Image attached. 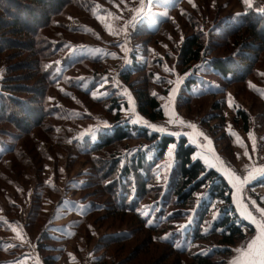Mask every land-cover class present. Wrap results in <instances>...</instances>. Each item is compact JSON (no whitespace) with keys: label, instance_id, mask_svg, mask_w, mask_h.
Returning a JSON list of instances; mask_svg holds the SVG:
<instances>
[{"label":"trees","instance_id":"obj_1","mask_svg":"<svg viewBox=\"0 0 264 264\" xmlns=\"http://www.w3.org/2000/svg\"><path fill=\"white\" fill-rule=\"evenodd\" d=\"M95 2L0 0V126L7 124L18 132L6 135L0 131V165L10 163L13 173L21 176L26 173L25 168H33L27 187L0 172V180L6 179L8 185L0 184V198L6 197L8 209L12 210L18 209L15 206V199H18V205L25 210L24 223L31 231L41 216L38 239L32 236L36 238L38 247L44 246L43 241L50 238L45 227L49 225L51 216L45 206L48 202L56 205L64 202L68 196L65 192L68 182L64 179L67 176H63L66 170L58 165L52 166V181L44 177L45 161L51 160V155L47 151H39V140L48 139L51 146L63 144L57 126L53 124L58 113L68 115L78 110L86 118H93L86 111L99 113L106 125L101 127L99 137L92 142L87 136L85 146L75 145L76 142L72 141L73 158L82 156L89 162L88 171L82 169L79 175H75L78 178H69L70 182L83 178L73 192H81L80 202L89 206L75 226V236L87 217L110 210L115 220L129 216L146 233L142 245L139 243L129 257L136 256L142 249L150 250L154 243L164 244L165 250L175 255L177 264H227L233 247L255 231L254 226L240 215L229 181L195 156L197 149L186 136L161 133L149 126L129 122L130 118L122 114V104L127 107V101L115 89L112 77L103 86L108 94L101 97L92 95L102 78L97 72L84 77L88 81L86 88L81 82L84 78L78 81L68 78L75 71L95 64L100 60L99 56L80 54L67 57L63 61L65 70L60 75L50 65L63 43L54 45L51 42L60 32L57 30L61 29V23L55 19L68 6L88 14ZM189 18L195 21L190 23L191 32L183 37L181 43L173 42L171 46L179 72H188L178 90V109L202 97L217 95L208 90L212 89L210 85L214 86V80L221 84L224 93L230 85L240 83L258 97L253 85H264V70L260 69L264 64V0H254L242 16L227 13L210 20L211 26L206 25L208 31L197 25L196 16ZM158 28L159 25L151 28L149 24L142 23L136 34L133 33L141 41L144 61L134 55L128 69L120 73L121 82L133 96L136 112L152 123L164 120L161 96L169 91L168 83L163 86L165 79L161 76L165 75L156 77L154 72L156 60L161 59L152 57V51L147 47L149 39H143L144 36L158 34ZM89 35L96 37L94 32ZM8 52L14 53L7 56ZM23 54L28 60L12 61V57ZM19 72L21 74H17ZM16 78H22L25 83L16 82ZM26 81H36L38 87ZM62 82L71 90L66 92ZM206 83L209 85L207 88L204 86ZM55 97L62 102V107L57 106ZM260 101L264 108V99ZM90 104L100 105L101 110L93 109ZM222 105L218 101L212 106L213 112L200 118L185 117L197 119L201 126L212 131L214 137L213 130L225 126L247 133L252 123L250 111L234 108L231 119L226 120L221 112ZM17 114L22 118H17ZM216 120L219 122L212 126L211 122ZM219 138L227 140V146L222 149L236 145L233 134H221ZM218 141L215 138V147L220 144ZM52 150L59 158L55 148ZM32 152L38 154L40 160L32 161ZM219 152L225 154L223 150L219 149ZM60 177L64 180L62 189L57 183ZM32 183L33 186H29ZM256 183L264 184V178ZM92 186L106 195V201L89 197V194L97 193L90 190ZM148 202L153 203L156 210L150 209L152 213L144 215L146 211L140 212L139 209ZM5 211L10 219L14 218ZM184 220H191V224L182 233L177 226ZM131 236L132 232L127 229L106 236L102 243L105 247L111 243L120 244ZM203 243L206 250L198 248ZM2 246L3 240L0 239V249ZM217 255L221 258L216 259ZM43 259L44 264H55L52 256L46 255ZM90 264L119 262L110 257L105 259L101 254Z\"/></svg>","mask_w":264,"mask_h":264},{"label":"rangeland","instance_id":"obj_2","mask_svg":"<svg viewBox=\"0 0 264 264\" xmlns=\"http://www.w3.org/2000/svg\"><path fill=\"white\" fill-rule=\"evenodd\" d=\"M253 1L251 0L252 4ZM247 8L248 6L242 3V0H191V2L190 0H145L143 5L141 4V0H96L88 14L68 6L55 19L61 23V29L57 30L60 32H58L56 38L54 37L51 42L54 45L63 43L58 47L50 63L56 74L60 75L65 70V62L63 61L67 57H75L80 54L90 55L91 57L99 56V61L88 65L89 71H87V68H81L70 74L68 78L78 81L92 74L94 71L97 72L102 78L99 80L96 88L93 89L92 95L101 97L108 94L107 91H104L103 86L108 83L107 79L112 77V84L115 89L122 99L127 101V107L122 104V114L124 117L130 118L129 122L149 126L154 131L174 136H185L187 134L190 135V133L196 134L200 132V135H205L203 137L208 139V143L206 138L204 143H202L201 138H198V143L213 147L218 152L219 149L223 150L225 154L219 152L222 155L223 165L236 177L243 180L249 176V172L251 171L253 177L249 179L248 183L242 184V190L239 192L233 188L229 176H224L233 188L236 206L240 215L246 221L248 220L242 215V209H247L252 216L258 219L261 215L257 209L264 211V202H260L264 201V184L256 183L258 180L264 178V173L256 171L264 168V108L260 101V99H264L262 98L264 85H253V88L259 94L257 97L244 89L240 83L230 85L224 93L220 88L221 84L214 80L212 82L214 86L210 85L212 89L208 90L217 95L202 97L191 102L190 105L178 109V90L181 83L188 76V72L185 74L179 72L176 55L171 46L173 42L176 44L181 43L183 37L191 32L190 23H195V21H190V16H196L197 25L205 27L206 31H208L206 25L211 26L210 20L219 18L227 13L242 16L245 14ZM97 16L103 17L104 22L110 24L116 30V34L110 35L97 19ZM4 20L6 19L4 18ZM142 23L149 24L151 28L159 25L157 29L158 34L152 37L144 36L143 39H149L147 47L151 49L152 57L154 59H161V61L156 60L154 72L156 77L165 75L161 76L165 79L163 86L165 87L168 83L169 90L166 95L161 96L165 109V118L163 121L153 123L136 112L133 96L120 79V73L128 69L134 55L141 62L144 61L145 56L141 53V41L134 35L140 29ZM90 32H94L96 37H90ZM6 36L18 38L13 35ZM216 52H218L217 49ZM13 53L8 52L6 55L9 56ZM18 60L23 62L28 59L24 54L21 57H12L13 62ZM260 69L264 70V64L260 66ZM14 80L21 84L25 83V80L22 78ZM26 82L31 83L32 81ZM81 82L83 88L88 87V81L85 78ZM67 84L69 85L68 82ZM32 85H34L33 87H38L36 81H33ZM61 85L67 88L63 82ZM204 86L206 88L209 87L208 83L204 84ZM70 90V88H67L65 91ZM218 101L223 103L221 112L226 120L231 119L234 108H245L250 111L252 119L250 130L244 133L231 126L219 127V129L213 130L215 132L214 137L211 135L212 131L201 126L197 119H187L185 117L187 115L200 118L208 112H213L212 106ZM55 102L58 107H62V102L57 97H55ZM90 105L95 110H101L98 104ZM86 112L92 115L93 118L83 117V113L76 110L68 115H60L58 113L56 118L53 119V124L57 126V131L63 144L51 146L48 139L44 141L39 140V148L41 150H38L47 151L51 155V160L45 161L47 168L44 170V177L52 181V166L58 165L61 168L64 167L66 170L63 176H67L64 179L68 182V189H65L68 196L64 202L60 205L48 202L45 206V210L50 212L51 215L49 216V225L45 227L48 230V235H50V238L45 240L47 244L42 240L44 246H37L36 238L38 239L39 236L37 233L41 226L39 224V220H42L41 216L37 218L33 225L36 228L33 227L31 231V228L27 227L24 223L25 210H22L21 205H18V203L20 204V202L17 203L18 199H15V206L18 209L12 210L8 209L6 197L4 199L1 196L0 207L3 210L0 208V223H4L3 227H0V230H3L0 231V239L3 240V246L0 249V264H44L43 257L46 255L52 256L55 264H90L101 254H103L105 259L110 257L117 263L119 262V264H154L157 262H159L158 264H177L175 255L166 251L164 244L153 243L150 250L142 249L140 252H137L136 256L129 257L139 243L142 245L141 242L146 239V233L129 216L120 217L115 220L111 216L112 211L110 210L93 214L92 218L87 217L75 236V226L89 206L86 203L80 202L79 199L82 197L81 192H73V189L83 181V178L71 182L69 178H75V175H79V171L82 169L88 171L89 162L87 163L85 157L82 156L73 158L72 141L76 142L75 145L80 144L81 146H85L87 136L91 138L92 142L95 141L99 137L101 127L106 126L103 117L99 113L92 114L91 112ZM17 118H22V116L17 114ZM170 120L172 122H169ZM181 121L183 123H180ZM218 122L219 120L212 121L211 125L214 126ZM188 125H195V129L188 127ZM209 125L210 123L207 124V126ZM0 131L6 135L18 133L7 124H2ZM35 131L38 133L37 129ZM221 134L225 136L233 134L236 145L233 148L222 149L227 146V140L220 139ZM249 134H251V139L249 138ZM215 138L219 139L218 143L220 144H218V148L214 144ZM52 148H55L60 154L59 158L56 157ZM253 149L255 150L253 151ZM227 152L231 153L228 154ZM32 153L30 155L32 161L40 160L38 154ZM5 165H0V172L5 173L4 175L27 187L29 180L33 176V168H25L26 173L23 172L21 176L13 173L10 163H5ZM63 182L64 180L61 177L57 179V183L61 189L64 185ZM1 183L4 187L8 186L6 179L5 181L0 180ZM33 184L29 186H33ZM90 190L97 192L89 194L90 198L99 201L106 199V195L101 194L98 188L92 186ZM4 209L12 214L14 218L10 219ZM150 209L154 211L155 205L148 202L143 204L139 210L140 212L146 211L144 212V215H146L152 213ZM151 221L153 220L151 219ZM190 224L191 220H184L177 227L184 233ZM127 229L132 232V236L122 240L120 244L111 243L105 247L104 243H102L106 236L126 231ZM32 235L36 236V238ZM204 245L203 243L198 248L206 250ZM215 258L219 259L221 256L217 255ZM229 259L228 257L227 262Z\"/></svg>","mask_w":264,"mask_h":264},{"label":"snow or ice","instance_id":"obj_3","mask_svg":"<svg viewBox=\"0 0 264 264\" xmlns=\"http://www.w3.org/2000/svg\"><path fill=\"white\" fill-rule=\"evenodd\" d=\"M144 2L145 0H141L142 5L144 4ZM242 3H244L248 7L252 6L251 0H242ZM97 19L102 23V25L105 27V30L108 31L110 35L116 34V30H114L110 24L105 23L103 17L97 16ZM262 98H264V93H262ZM169 122L172 121L170 120ZM180 123L183 122L181 121ZM188 127L195 129V125H188ZM249 138H252L251 134H249ZM254 150L255 149H253V151ZM220 163L221 165L223 164L222 161ZM256 171L264 173V168L258 169ZM225 172L229 176L230 183H232L233 188H235L238 192L242 190V184L248 183L249 179L253 177V173L251 171L249 172V176L244 178L243 180L236 177L228 169H225ZM257 211L260 212V220H257L254 216H252V214L248 212L247 209H242V215H244L245 218H247L251 223L256 225L257 236L246 246L245 249H236V251L240 253V255L236 259H234L231 264H264V211H261L260 209H257Z\"/></svg>","mask_w":264,"mask_h":264},{"label":"crops","instance_id":"obj_4","mask_svg":"<svg viewBox=\"0 0 264 264\" xmlns=\"http://www.w3.org/2000/svg\"><path fill=\"white\" fill-rule=\"evenodd\" d=\"M199 133H196V134L190 133V135L189 134H187V135L184 134L186 137L189 136L187 138L196 147L197 150H196L195 156L197 158H200L206 164L207 167L214 168L218 172H220L223 176L228 177V175H226V172H225L226 166L223 165V164L221 165V163H220L222 161V155H220V153L218 151H215V149L213 147H210V146H208L206 144L205 145H200L198 143V138L202 139V143H204L207 138L203 137L205 135H200ZM207 143H208V139H207ZM206 148L209 149V150H207ZM260 202H264V201H260ZM251 203L254 204L255 201H254V203L253 202H251ZM256 219L260 220L261 217H259V219L258 218H256ZM252 225L254 226L255 231L253 233L247 234L246 238L243 241L239 242L236 246L233 247L232 252H231V254L229 256L230 259L228 260L227 264H231V262L240 255V253H238L236 251V249H245L246 246L253 239L256 238V236H257V227L253 223H252Z\"/></svg>","mask_w":264,"mask_h":264}]
</instances>
